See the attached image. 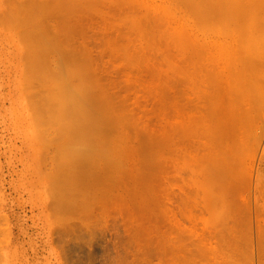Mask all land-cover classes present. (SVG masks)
Wrapping results in <instances>:
<instances>
[{
	"label": "rangeland",
	"instance_id": "obj_1",
	"mask_svg": "<svg viewBox=\"0 0 264 264\" xmlns=\"http://www.w3.org/2000/svg\"><path fill=\"white\" fill-rule=\"evenodd\" d=\"M256 2L0 0V264H264Z\"/></svg>",
	"mask_w": 264,
	"mask_h": 264
},
{
	"label": "bare ground",
	"instance_id": "obj_2",
	"mask_svg": "<svg viewBox=\"0 0 264 264\" xmlns=\"http://www.w3.org/2000/svg\"><path fill=\"white\" fill-rule=\"evenodd\" d=\"M74 1V0H73ZM119 1V0H118ZM240 1V0H239ZM242 1V0H241ZM245 1V0H244ZM257 1V0H256ZM259 2H256V4H258V3H260L261 5L262 4H264V1L261 3L260 2V0H258ZM42 2V1H41ZM56 2V1H55ZM60 2V1H59ZM65 2V1H64ZM233 2V1H232ZM232 2H229V4L230 3H232ZM76 3H77V1H76ZM118 3V2H117ZM238 3V2H237ZM246 3V2H245ZM72 4V3H71ZM255 4V3H254ZM255 4V5H256ZM260 4L258 5V6H260ZM54 5V4H53ZM119 5V4H118ZM122 5V4H121ZM135 5V4H134ZM239 5V4H238ZM253 5V4H252ZM39 6V5H38ZM40 6H43V5H40ZM39 6V7H40ZM63 6V5H62ZM74 6V5H73ZM235 6V5H234ZM247 6V5H246ZM130 7V6H129ZM220 7V6H219ZM230 7V6H229ZM237 7V6H236ZM45 7L43 6V9H44ZM42 9V8H41ZM42 9V10H43ZM56 9V8H55ZM105 9V8H104ZM120 9H123V7L122 8H120ZM235 9V8H234ZM45 10H47V9H45ZM73 10V9H72ZM132 10V9H131ZM236 10V9H235ZM247 11V10H246ZM42 12V11H41ZM68 12V11H67ZM116 12V11H115ZM44 13H46V12H44ZM122 13V12H121ZM245 13V12H244ZM126 14V13H125ZM235 14V13H234ZM248 14V13H247ZM62 15V14H61ZM34 16V15H33ZM35 17V16H34ZM42 17V16H41ZM46 17V16H45ZM48 17V16H47ZM59 17V16H58ZM71 17V16H70ZM89 17V16H88ZM104 17V16H103ZM63 18V17H62ZM67 18V17H66ZM38 19V18H37ZM113 19V18H112ZM150 19V18H149ZM39 20V19H38ZM44 20V19H43ZM59 20V19H58ZM134 20V19H133ZM97 21V20H96ZM249 21V20H248ZM61 22V21H60ZM64 22H65V19H64ZM112 22V21H111ZM114 22V21H113ZM126 22H128V21H126ZM137 22V21H136ZM247 22V21H246ZM45 23V22H44ZM63 23V22H62ZM125 23V22H124ZM82 24V23H81ZM247 24V23H246ZM94 25V24H93ZM82 26V25H81ZM85 26V25H84ZM126 26V25H125ZM76 28H77V26H76ZM132 28V27H131ZM42 29V28H41ZM69 29V28H68ZM79 29V28H78ZM138 30V29H137ZM43 31V30H42ZM74 31H76V30H74ZM58 32V31H57ZM98 32V31H97ZM166 32V31H165ZM71 33V32H70ZM82 33H85V32H82ZM102 33V32H101ZM143 33V32H142ZM56 34V33H55ZM81 34V33H80ZM167 34V33H166ZM98 35V34H97ZM134 35V34H133ZM51 36V35H50ZM68 36V35H67ZM100 36V35H99ZM98 36V37H99ZM116 36V35H115ZM70 37V36H69ZM74 37V36H73ZM67 38V37H66ZM65 38V39H66ZM96 38V37H95ZM95 38H93V40L95 39ZM68 39V38H67ZM100 39V38H99ZM116 39H118L117 37H116ZM128 39V38H127ZM53 40V39H52ZM60 40V39H59ZM55 41H56V39H55ZM123 41V40H122ZM69 42V41H68ZM155 42V41H154ZM55 43V42H54ZM73 43H75V42H73ZM72 43V44H73ZM85 43V42H84ZM101 43V42H100ZM108 43V42H107ZM124 43V42H123ZM57 44V43H56ZM105 44V43H104ZM117 45V44H116ZM119 45V44H118ZM43 46V45H42ZM70 46V45H69ZM174 46V45H173ZM212 46V45H211ZM91 47V46H90ZM105 47V46H104ZM125 47V46H124ZM134 47V46H133ZM80 48V47H79ZM93 48V47H92ZM159 48V47H158ZM104 49V48H103ZM110 49V48H109ZM176 49V48H175ZM174 50V49H173ZM203 50V49H202ZM108 51V50H107ZM140 51V50H139ZM208 51V50H207ZM103 52V51H102ZM83 54V53H82ZM90 54V53H89ZM100 54V53H99ZM109 54V53H108ZM111 54H112V52H111ZM123 54V53H122ZM141 55V54H140ZM84 56V55H83ZM103 56V55H102ZM110 56V55H109ZM131 56V55H130ZM117 57H119V55L118 56H116V58ZM121 57V56H120ZM124 57V56H123ZM145 57V56H144ZM147 57V56H146ZM172 57V56H171ZM113 58V57H112ZM143 58V57H142ZM90 59H91V57H90ZM119 59V58H118ZM120 60V59H119ZM167 60V59H166ZM126 61V60H125ZM111 62V61H110ZM134 62H136V61H134ZM190 62V61H189ZM192 62V61H191ZM130 63V62H129ZM149 63V62H148ZM159 63V62H158ZM193 63V62H192ZM135 64V63H134ZM137 64V63H136ZM189 65V64H188ZM115 67V66H114ZM177 67V66H176ZM156 68H157V66H156ZM170 68V67H169ZM117 70V69H116ZM153 70V69H152ZM161 71V70H160ZM172 71V70H171ZM174 71V70H173ZM150 72V71H149ZM156 73V72H155ZM149 75V74H148ZM162 75V74H161ZM165 75V74H164ZM154 76V75H153ZM193 76V75H192ZM189 77V76H188ZM153 78V77H152ZM155 78V77H154ZM158 79V78H157ZM151 80V79H150ZM158 82H159V80H158ZM163 88V87H162ZM169 88V87H168ZM166 89V88H165ZM171 90V89H170ZM181 92H182V90H181ZM73 93V92H72ZM75 94V93H74ZM167 94V93H166ZM165 95V94H164ZM187 95V94H186ZM72 96V95H71ZM71 96H69V98L71 97ZM68 98V96H67V100L69 99ZM73 100L74 99H70V101H67L66 103H67V105L69 104V105H71L72 103H70V102H73ZM199 101V100H198ZM201 101V100H200ZM78 102L76 101V104H77ZM74 104V103H73ZM192 105V104H191ZM173 106V105H172ZM67 107V106H66ZM72 109V105H71V108H70V110ZM74 109V108H73ZM80 109V108H79ZM200 109V108H199ZM201 109H203V108H201ZM76 110V109H75ZM91 111H94V110H91ZM198 111V110H197ZM73 112V111H72ZM203 112H204V110H203ZM206 113V112H205ZM50 114V113H49ZM72 114H74V113H72ZM160 114V113H159ZM92 115V114H91ZM94 115V114H93ZM188 115V114H187ZM51 116V115H50ZM158 116V115H157ZM182 116V115H181ZM192 116V115H191ZM199 119V118H198ZM197 120V119H196ZM46 121V120H45ZM49 123V121H46V123ZM81 124V123H80ZM178 124V123H177ZM74 125V124H73ZM86 126V125H85ZM174 126V125H173ZM181 127H183V126H181ZM206 127V126H205ZM73 129H75V128H72V130ZM84 129H86V128H84ZM68 130V129H67ZM70 131H71V129H69ZM202 130V129H201ZM199 131H200V129H199ZM75 133H76V131H74ZM95 132V131H94ZM202 132V131H201ZM67 133V132H66ZM184 133V132H183ZM188 133V132H187ZM69 134H71V133H69V131H68V136H69ZM89 134V133H88ZM175 134V133H174ZM186 134V133H185ZM189 134V133H188ZM200 134V133H199ZM202 134V133H201ZM207 134V133H206ZM72 135V134H71ZM77 135V134H76ZM184 135V134H183ZM209 135V134H208ZM175 136V135H174ZM201 136V135H200ZM200 136H198V137H200ZM70 137H72V136H70ZM74 138H75V136H73ZM79 137V136H78ZM93 137V136H92ZM92 137H90V140H91V138ZM213 137V136H212ZM69 138V137H68ZM183 138V137H182ZM87 139H88V137H87ZM70 140V139H69ZM79 140V139H78ZM77 140V141H78ZM198 140V139H197ZM71 141V140H70ZM73 141H74V139H73ZM187 141H191V140H187ZM208 141V140H207ZM192 146V145H191ZM155 147V146H154ZM193 148V147H192ZM196 148V147H195ZM199 149V148H198ZM182 151V150H181ZM193 151V150H192ZM202 151V150H201ZM186 153V152H185ZM85 160V159H84ZM84 160H82V161H84ZM86 162V161H85ZM121 162V161H120ZM121 166V165H120ZM69 168V167H68ZM70 168H71V165H70ZM176 168V167H175ZM178 168V167H177ZM68 170V169H67ZM138 170V169H137ZM153 173V172H152ZM69 175V174H68ZM67 175V176H68ZM87 181V180H86ZM88 184V183H87ZM89 184H90V182H89ZM192 185V184H191ZM91 186V185H90ZM162 194V193H161ZM166 194V193H165ZM173 195V194H172ZM184 196V195H183ZM182 197V196H181ZM185 197V196H184ZM185 199V198H184ZM152 204V203H151ZM180 204V203H179ZM182 204V203H181ZM161 205V204H160ZM164 205V204H163ZM168 209V208H167ZM162 211V210H161ZM178 215V214H177ZM171 218V217H170ZM186 220V219H185ZM180 221V220H179ZM175 224V223H174ZM178 228H180V227H178ZM184 228V227H183ZM187 231V230H186ZM180 235H181V233H180ZM180 240V239H179ZM216 252V251H215ZM208 253V252H207ZM214 253V252H213ZM174 255V254H173ZM172 257V256H171Z\"/></svg>",
	"mask_w": 264,
	"mask_h": 264
}]
</instances>
